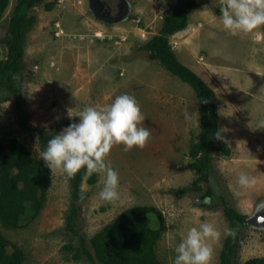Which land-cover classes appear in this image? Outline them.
<instances>
[{
  "label": "rangeland",
  "instance_id": "374dc122",
  "mask_svg": "<svg viewBox=\"0 0 264 264\" xmlns=\"http://www.w3.org/2000/svg\"><path fill=\"white\" fill-rule=\"evenodd\" d=\"M96 1L43 0L30 9L37 20L27 33V70L15 78L19 82L21 77L17 92L0 87V137L21 139L44 163L40 152L46 145L42 146L37 129L53 135L68 122L78 121L68 116L69 109L74 114L87 106L102 107L127 93L140 105L151 138L143 148L125 151L117 144L110 150L107 161L120 177L119 201L99 198L103 173L94 184L81 183V195L86 197L76 202L74 231L66 228L72 203L69 179L48 168L43 207L21 215L16 229L0 223V232L20 249L22 264H93L87 256L74 260L67 245L92 252L90 239L95 233L123 210L146 205L152 208L148 223L161 229L154 247L160 261L173 264L182 235L208 222L221 232L212 245L211 262L220 264L224 233L230 229L224 205L247 219L257 209L264 211V128L258 127L264 122V26L232 35L220 20L223 0H198L190 9L187 27L169 37L179 60L214 89L220 134L231 148L228 157L211 153L209 179L200 184V191L180 192L196 176L188 168V149L201 128L198 100L189 84L139 49L158 33L176 0H122V9L114 10L115 19L110 21H104ZM15 2L9 0L1 13L0 37ZM48 2L54 3L51 10L44 7ZM5 52L0 44V59ZM241 173L254 181L250 187L238 183ZM209 189L211 195L205 197ZM204 202L211 207L201 206ZM238 231L242 241L232 264L264 257V225L246 223Z\"/></svg>",
  "mask_w": 264,
  "mask_h": 264
},
{
  "label": "trees",
  "instance_id": "16d2710c",
  "mask_svg": "<svg viewBox=\"0 0 264 264\" xmlns=\"http://www.w3.org/2000/svg\"><path fill=\"white\" fill-rule=\"evenodd\" d=\"M42 1L16 0L9 16L6 32L0 37V44L6 50L5 57L0 59V87L6 91L17 92L21 77L19 82H16L15 78L27 70L25 65L27 33L37 20V16L33 13L29 14V11L40 5ZM197 2L198 0H176L164 16L158 33L139 46V49L147 52L149 60L158 62L171 74L189 84L198 100L201 128L197 137L191 140L188 149V156L191 159L188 168L194 171L196 176L192 185L181 189L180 192L189 188L200 191V184L209 179L213 151H217L223 157L231 154L227 140L221 134L220 138H217V133H220V123L214 89L194 70L179 60L169 41L171 35L187 27L190 9ZM8 3L9 0H0V19ZM53 6V2L44 4L46 10H51ZM69 124L70 122L67 123ZM37 130L41 137V144L45 146L52 135L42 129ZM98 176V173L88 176L81 169L69 179L72 196L70 211L66 217V228L69 231L75 230L76 202L86 197L81 195V183L87 181L89 184H94ZM49 182L48 168L41 160L31 155L24 141L15 137H0V223L5 229L18 228L21 215L28 211L37 212L43 207ZM207 193L205 197H210L211 189ZM200 204L206 208L211 207L206 202ZM212 206L215 207L213 204ZM151 210L149 206L136 205L120 212L91 237L92 252L85 246L67 245L66 248L73 251L74 260H81L87 256L93 264L96 262L100 264H164L157 258L154 250L161 229L148 227L147 218ZM223 213L234 235H226L224 238L219 259L220 264H232L234 250L241 245L242 241L238 228L246 224L247 217L228 205H224ZM157 214L160 215V212L157 211ZM0 264H22L20 249L7 240L1 232ZM245 264H264V257H252Z\"/></svg>",
  "mask_w": 264,
  "mask_h": 264
},
{
  "label": "clouds",
  "instance_id": "9594fccd",
  "mask_svg": "<svg viewBox=\"0 0 264 264\" xmlns=\"http://www.w3.org/2000/svg\"><path fill=\"white\" fill-rule=\"evenodd\" d=\"M220 13L224 29L232 35L264 26V0H223ZM70 110L68 116L78 117V121L53 133L40 152V158L51 173L59 172L68 179L81 169L88 176L103 173L105 179L99 198L107 203L119 201V173L108 163L107 157L114 145L122 144L128 151L134 147L143 148L149 142L151 132L143 126L146 117L140 105L134 96L124 93L102 107L87 106L74 114ZM258 127L264 128V122ZM238 183L250 187L254 181L241 173ZM148 227L152 228L151 222ZM224 234L234 235V232L226 229ZM220 237L221 232L212 223L201 222L199 226L188 228L174 249L173 264H211L212 245Z\"/></svg>",
  "mask_w": 264,
  "mask_h": 264
},
{
  "label": "flooded vegetation",
  "instance_id": "af4514ba",
  "mask_svg": "<svg viewBox=\"0 0 264 264\" xmlns=\"http://www.w3.org/2000/svg\"><path fill=\"white\" fill-rule=\"evenodd\" d=\"M96 1V0H95ZM96 6L98 7L97 11H103V15L105 14L104 21H110L112 19V12H120L122 9V0H103L102 3L99 1H96ZM104 9V10H103ZM120 18V16H117L116 19ZM255 218V222L264 225V211H257L255 215L253 216Z\"/></svg>",
  "mask_w": 264,
  "mask_h": 264
},
{
  "label": "water",
  "instance_id": "95a60500",
  "mask_svg": "<svg viewBox=\"0 0 264 264\" xmlns=\"http://www.w3.org/2000/svg\"><path fill=\"white\" fill-rule=\"evenodd\" d=\"M246 223H247V225H251L252 223H256V222H255V218H254V217L248 218V219L246 220Z\"/></svg>",
  "mask_w": 264,
  "mask_h": 264
},
{
  "label": "crops",
  "instance_id": "0c3cea01",
  "mask_svg": "<svg viewBox=\"0 0 264 264\" xmlns=\"http://www.w3.org/2000/svg\"><path fill=\"white\" fill-rule=\"evenodd\" d=\"M196 71V69H194Z\"/></svg>",
  "mask_w": 264,
  "mask_h": 264
}]
</instances>
